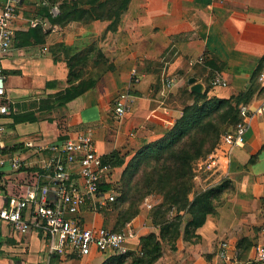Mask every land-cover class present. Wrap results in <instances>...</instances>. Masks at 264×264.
I'll list each match as a JSON object with an SVG mask.
<instances>
[{
    "label": "crops",
    "instance_id": "crops-1",
    "mask_svg": "<svg viewBox=\"0 0 264 264\" xmlns=\"http://www.w3.org/2000/svg\"><path fill=\"white\" fill-rule=\"evenodd\" d=\"M61 4L22 0L14 21L15 39L3 62L10 115L0 117L6 128L0 153L1 159L19 157L26 167L0 166V208H7L12 197L38 195L43 187L50 189V201L55 203L57 187L42 164L54 154H39L37 148L62 143L87 129H93L102 157L118 153L122 158L123 166H113L105 181L118 183L132 157L163 137L182 116L185 91L198 85L203 93L207 82L220 75L228 86L215 88L217 96L244 92L264 57V0H131L117 23L87 26L54 23ZM94 42L109 64L89 67L83 80L93 86L65 108H54L53 100L69 86L67 61ZM201 57L204 64L194 65ZM132 69L138 71L139 84H132ZM191 79L195 84L189 83ZM258 84L263 94L248 104L245 145L231 149L229 165L200 183L199 189H204L229 179L234 196L218 218L210 217L198 230V244L180 239L176 251L165 249L156 264H264L253 260L264 237V113L256 114L264 105V82ZM126 91L133 96L132 109L117 117L116 101ZM15 116L24 122L16 124ZM69 173L72 183L84 186L77 164ZM106 195L101 192L100 198ZM92 207L88 199L71 217L87 228H105L103 215ZM130 223L136 232L128 243L130 250L140 248L141 237L158 232L145 210ZM242 239L252 247L239 259ZM223 244L227 258L220 256ZM110 254L93 251L86 258L51 254L45 232L32 229L23 234L0 220V264H101Z\"/></svg>",
    "mask_w": 264,
    "mask_h": 264
},
{
    "label": "trees",
    "instance_id": "trees-1",
    "mask_svg": "<svg viewBox=\"0 0 264 264\" xmlns=\"http://www.w3.org/2000/svg\"><path fill=\"white\" fill-rule=\"evenodd\" d=\"M61 2L60 15L54 23H77L87 26L93 22L117 23L129 9L131 0H51ZM109 61L97 42L89 45L67 61L68 87L54 100V108H65L93 85L84 79L89 67L107 65ZM264 70V57L254 71L250 86L244 92L222 98L214 93L211 79L206 80L203 93L185 91L186 103L182 116L166 134L143 146L128 162L114 185H100V192L114 191L116 200L108 202L99 212L112 232H121L137 218L144 201L155 197L157 204L149 212L150 220L158 229L140 238V248L122 255L113 252L101 264H156L165 256V249L176 251L178 240L198 244V230L211 218H218L220 209L234 196L235 189L229 179L199 189L194 181L196 164L212 154L222 137L240 122L241 105H248L263 94L258 84ZM53 108V109H54ZM14 117V122H24ZM104 165L122 167L118 153L102 158ZM198 185V186H197ZM190 219L185 221V216ZM252 246L246 239L238 245V258L247 256Z\"/></svg>",
    "mask_w": 264,
    "mask_h": 264
},
{
    "label": "built area",
    "instance_id": "built-area-1",
    "mask_svg": "<svg viewBox=\"0 0 264 264\" xmlns=\"http://www.w3.org/2000/svg\"><path fill=\"white\" fill-rule=\"evenodd\" d=\"M22 0H0V117L10 115V105L5 95V80L3 62L9 55L15 39L14 21ZM201 57L194 64H204ZM132 84H139L141 78L138 71L132 69ZM264 82V74L259 78ZM211 84L215 87H227V82L220 76L213 77ZM133 105V96L129 91L122 92L115 105L117 117L129 113ZM240 122L237 127L227 132L221 139L217 149L201 159L196 164L194 181L201 183L204 176H215L223 165L230 162V151L236 147H243L246 143L248 132V119L251 116L249 105H241ZM167 114V110H163ZM264 113V105L257 109L256 114ZM6 133V128L0 124V142ZM28 147H35L28 143ZM53 153L54 156L43 160V169L51 172L55 183L56 202L50 201V189L43 187L37 194L31 193L25 198L12 197L8 207L0 208V220L10 224L16 231L27 233L34 229L43 231L49 236V251L51 254H75L79 258L91 256L93 251L99 253L126 254L130 251L128 243L136 237V232L131 223H128L121 232H112L104 227L87 228L80 221L71 216L77 215L86 201L93 203L94 212L104 207L108 202L116 200L114 191L107 193L101 199L100 185L106 181L112 171L110 165H104L102 155L97 150L94 141L93 129L79 132L75 137L59 144L38 147L37 153ZM0 166L9 164L11 169L21 170L26 167L19 157L1 159ZM77 164L84 186L80 187L70 181L69 169ZM207 188V187H205ZM157 204L155 197L144 201L143 209L150 212ZM221 258H227L226 245H222ZM254 262H264V237L263 242L256 246ZM234 264H240L235 261Z\"/></svg>",
    "mask_w": 264,
    "mask_h": 264
},
{
    "label": "water",
    "instance_id": "water-1",
    "mask_svg": "<svg viewBox=\"0 0 264 264\" xmlns=\"http://www.w3.org/2000/svg\"><path fill=\"white\" fill-rule=\"evenodd\" d=\"M195 82H196L195 79H191L189 81V83L191 85L195 84ZM193 91L196 92V93H201V87L197 85V86L194 87Z\"/></svg>",
    "mask_w": 264,
    "mask_h": 264
},
{
    "label": "rangeland",
    "instance_id": "rangeland-1",
    "mask_svg": "<svg viewBox=\"0 0 264 264\" xmlns=\"http://www.w3.org/2000/svg\"><path fill=\"white\" fill-rule=\"evenodd\" d=\"M194 65H196V64H194ZM199 65H202V64H199ZM183 96V95H182ZM181 101H182V105H183V107H184V105L186 104L184 101H183V98L181 97ZM142 210H144L143 208H142ZM146 211V210H145ZM150 213L148 212V218L150 219ZM185 221H186V216H185ZM105 228L106 229H110V227L109 226H105Z\"/></svg>",
    "mask_w": 264,
    "mask_h": 264
}]
</instances>
